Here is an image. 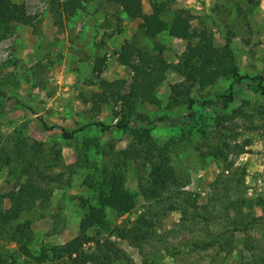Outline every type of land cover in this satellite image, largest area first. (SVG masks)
<instances>
[{"label":"rangeland","instance_id":"374dc122","mask_svg":"<svg viewBox=\"0 0 264 264\" xmlns=\"http://www.w3.org/2000/svg\"><path fill=\"white\" fill-rule=\"evenodd\" d=\"M4 1L21 10L0 20V264H39L42 248L41 264H70L79 236L87 264L106 251L109 264L264 258V226L229 232L264 220V0H140L142 14L156 3L167 24L181 12L193 31L210 32L216 56L249 77L234 85L227 107L210 108L199 104L227 93L231 75L203 86L204 69L193 80L177 72L188 42L145 36L131 3L82 0L67 17L66 0ZM137 114L166 119L150 127L148 144L136 136ZM62 129L76 133L64 139ZM158 152L163 160L152 163L170 172L153 199L147 154ZM114 166L134 204L123 214L105 208L104 225L86 229L87 212L99 207L95 184ZM30 182L44 193L22 252L11 236L25 216L5 196ZM121 228L133 230L128 239L116 235Z\"/></svg>","mask_w":264,"mask_h":264},{"label":"trees","instance_id":"16d2710c","mask_svg":"<svg viewBox=\"0 0 264 264\" xmlns=\"http://www.w3.org/2000/svg\"><path fill=\"white\" fill-rule=\"evenodd\" d=\"M82 0H66L62 4V10L66 14L67 17L71 16L75 10L81 7ZM123 1V0H113ZM128 3H131L132 10L130 12H134L138 15V17L142 20L140 24V28L143 34L149 38H155L157 35L168 32L170 36L187 41V49L183 53L182 63L174 67V69L190 78L191 80L196 77L195 68L204 69L205 72L201 76L203 78L202 85L208 86L211 85L217 78L223 77L226 75H231L232 82L227 89V93L224 95H220L214 98V100H205L200 102V106L213 107L217 103L223 100L224 107H227L229 103H231L234 99V85H240L243 80L249 79L246 76H240L237 72L229 70V68L216 56L217 51L213 50L212 47V34L205 30L200 32H195L191 29L189 25L188 18L183 16L181 12L175 14L171 24H167L161 19L162 7L159 4L153 3L151 5V11L149 14H142L140 11V0H124ZM21 8L18 5H12L8 1H0V20L8 19L12 17L15 13L20 12ZM192 39H197L195 44H191ZM256 80V78L254 79ZM261 79L258 81V88L262 95H264V86L261 83ZM194 104V100L188 101V108L191 109ZM134 120L141 123L143 128H140L136 132V136L138 139H145V143L150 142L149 132L150 127L155 126L158 123H165L166 120L164 117H158L155 119H149L145 115L137 114L134 116ZM128 121L124 123L115 124L117 128L125 129L127 127ZM97 126L101 127L102 131H107L110 126L97 123ZM45 127V125H44ZM81 128L80 130H82ZM76 132H67L62 129V137L64 139H72ZM141 141V140H140ZM143 142V141H141ZM171 149H176L172 144ZM154 157L155 159L163 160V155L158 152L155 154H147V159L149 161L150 166H153L155 178L154 182L151 185V188L148 189V193L151 198L156 199L158 197L159 192V182L162 176L167 175L170 171L167 169H163L164 166H157L152 163L151 160ZM152 163V164H151ZM163 169V170H162ZM140 179L139 182L142 181L143 178L138 176ZM124 180L122 178L121 171L118 166H114L113 169L104 168L101 172L100 181L98 184H95V191L97 193V200L99 207L90 208L86 214V218L83 222L84 227L87 229L89 226L96 224L97 226L104 225V217H105V208L112 209L116 211L118 214H123L129 212L134 204V199L131 193L127 192L124 187ZM44 193L43 188L39 186V184L35 182H30L23 189L18 192H10L5 197L7 198L10 205L17 210H20L24 213L25 216V224H18L12 231V238L16 241L22 242V252H25V243L30 240L32 231L31 225L33 223V206L39 201ZM137 224V223H136ZM95 225V226H96ZM262 225L264 226V220L252 219L250 221H242L238 224H235L231 227L229 232H243L248 229L255 228L256 226ZM137 228L134 226L132 229ZM128 231H133L129 229L121 228L120 230H116V235L122 239H128L125 233ZM223 234L216 235L214 239H220ZM84 238V236H82ZM82 238V239H83ZM77 248L74 253H76V257L70 256V264H87L89 260L85 256H81L79 252V248L81 247V236L78 238ZM81 256V257H80ZM48 257L47 249L42 248L40 250L39 256L36 258L38 263L41 264L46 261ZM80 257V261H79ZM109 255L106 252H101L99 256H96L94 260L91 261V264H109L108 259ZM53 258L57 259L58 256L54 253ZM245 264H264V258L257 259L254 262H247Z\"/></svg>","mask_w":264,"mask_h":264}]
</instances>
